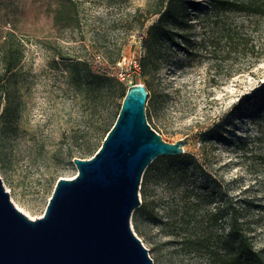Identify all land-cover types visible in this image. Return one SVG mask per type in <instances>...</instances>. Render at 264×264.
<instances>
[{"label":"rangeland","instance_id":"374dc122","mask_svg":"<svg viewBox=\"0 0 264 264\" xmlns=\"http://www.w3.org/2000/svg\"><path fill=\"white\" fill-rule=\"evenodd\" d=\"M147 1L0 0V35L13 30L25 43L3 80L0 175L6 189L35 217L43 215L58 179L78 172L73 155L93 139L100 115L117 111L122 88L142 82L150 93L148 121L158 124L168 141L188 137L184 153L199 163L193 178L208 192L209 206L231 197L248 199L246 217L264 243V16L254 17L255 30L249 25L236 31L233 43L225 31H200L194 56L176 47L149 83L139 59L146 29L158 15L142 29L136 14ZM83 59L92 72L108 73L122 85L97 100L83 72L76 71L75 63ZM157 101L158 117L153 112ZM215 125L222 135L207 148L201 133ZM172 162L164 155L152 161L146 170L149 190L162 193L159 174ZM137 208L134 230L154 263L168 264L169 244L162 243L172 236L159 233L144 215L138 226Z\"/></svg>","mask_w":264,"mask_h":264},{"label":"trees","instance_id":"16d2710c","mask_svg":"<svg viewBox=\"0 0 264 264\" xmlns=\"http://www.w3.org/2000/svg\"><path fill=\"white\" fill-rule=\"evenodd\" d=\"M136 14L142 29L151 16L158 15L146 29L145 50L139 59L142 72L151 83L156 79L162 61L176 47L194 56L192 46L197 44L195 38L200 31L214 34L225 31V37L233 43L238 36L236 31H244L249 25L255 30L257 22H254V17L264 16V0H148L145 7L136 9ZM0 38L1 107L6 95L4 77H8L17 64L25 43L13 30L1 33ZM205 40L204 37L202 42ZM75 67L77 73L83 72L84 84L97 100H103L104 95H113V88L122 85V81L108 73L92 72L85 59L77 61ZM127 89L119 91L123 100ZM121 106L117 111L100 115L93 129V139L87 141L73 157L85 158L95 153L115 123ZM153 112L159 116V101L154 102ZM148 116L150 119V110ZM149 122L161 132L158 124L152 120ZM222 132L217 125L202 131L204 145L210 148ZM164 157L175 163H169L160 171L159 176L163 178L160 183L165 184L162 193L156 188L148 189L151 175L145 171V199L137 208L136 224L139 226V216L144 215L159 233L172 236L162 243L169 244L166 252L168 264H264V243H261L257 226L246 217L248 199L231 197L209 206L208 192L195 185L193 178L199 163H193V157L185 153Z\"/></svg>","mask_w":264,"mask_h":264},{"label":"water","instance_id":"95a60500","mask_svg":"<svg viewBox=\"0 0 264 264\" xmlns=\"http://www.w3.org/2000/svg\"><path fill=\"white\" fill-rule=\"evenodd\" d=\"M149 90L128 86L115 123L90 157L75 156L43 215L31 218L0 175V264H155L132 226L143 175L160 155L185 152L187 136L166 140L148 123Z\"/></svg>","mask_w":264,"mask_h":264},{"label":"bare ground","instance_id":"6f19581e","mask_svg":"<svg viewBox=\"0 0 264 264\" xmlns=\"http://www.w3.org/2000/svg\"><path fill=\"white\" fill-rule=\"evenodd\" d=\"M77 174V173H76ZM75 174V175H76ZM7 189H9L8 188V186H7ZM13 198V197H12ZM13 200H14V202L22 209V210H24L31 218H35V216L33 215V214H31L30 212H28L26 209H24L22 206H20L19 204H18V202L13 198Z\"/></svg>","mask_w":264,"mask_h":264},{"label":"built area","instance_id":"2783aa9c","mask_svg":"<svg viewBox=\"0 0 264 264\" xmlns=\"http://www.w3.org/2000/svg\"><path fill=\"white\" fill-rule=\"evenodd\" d=\"M119 75L124 78L125 77V74L123 72H120Z\"/></svg>","mask_w":264,"mask_h":264},{"label":"clouds","instance_id":"9594fccd","mask_svg":"<svg viewBox=\"0 0 264 264\" xmlns=\"http://www.w3.org/2000/svg\"><path fill=\"white\" fill-rule=\"evenodd\" d=\"M148 123H149V121H148Z\"/></svg>","mask_w":264,"mask_h":264}]
</instances>
